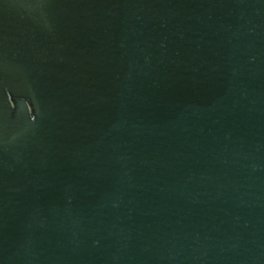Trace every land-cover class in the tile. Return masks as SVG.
<instances>
[{
	"label": "water",
	"instance_id": "95a60500",
	"mask_svg": "<svg viewBox=\"0 0 264 264\" xmlns=\"http://www.w3.org/2000/svg\"><path fill=\"white\" fill-rule=\"evenodd\" d=\"M0 264H264V0H0Z\"/></svg>",
	"mask_w": 264,
	"mask_h": 264
}]
</instances>
